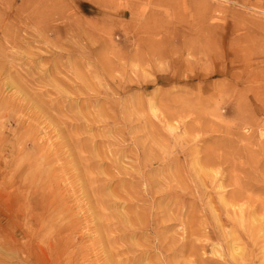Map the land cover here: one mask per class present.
<instances>
[{
	"label": "rangeland",
	"instance_id": "rangeland-1",
	"mask_svg": "<svg viewBox=\"0 0 264 264\" xmlns=\"http://www.w3.org/2000/svg\"><path fill=\"white\" fill-rule=\"evenodd\" d=\"M0 51V264H66L10 241L28 126L65 152L77 264H264V0H0Z\"/></svg>",
	"mask_w": 264,
	"mask_h": 264
},
{
	"label": "bare ground",
	"instance_id": "bare-ground-1",
	"mask_svg": "<svg viewBox=\"0 0 264 264\" xmlns=\"http://www.w3.org/2000/svg\"><path fill=\"white\" fill-rule=\"evenodd\" d=\"M39 7V6H38ZM47 7V6H46ZM43 8V7H42ZM11 17V16H10ZM7 19H10V18H7ZM47 19V18H46ZM30 21V20H29ZM30 23V22H29ZM8 24V23H7ZM13 27V26H12ZM15 30V29H14ZM9 31V30H8ZM18 32V31H17ZM57 33V32H56ZM10 34H12V33H10ZM88 34V33H87ZM8 36V35H7ZM86 36V35H85ZM11 37V36H10ZM15 37V36H14ZM56 37V36H55ZM83 38V37H82ZM13 40H15V39H13ZM16 44V43H15ZM22 46V45H21ZM1 52V51H0ZM68 55V54H67ZM1 58V57H0ZM34 61V60H33ZM33 63V62H32ZM1 66V65H0ZM5 66V65H4ZM98 68H99V66H98ZM97 68V69H98ZM55 69V68H54ZM58 69V68H57ZM6 70V69H5ZM3 72V71H2ZM1 75V74H0ZM104 76H106V75H104ZM15 98V97H14ZM17 99H19V98H17ZM25 99V98H24ZM67 99H69V98H67ZM71 99V98H70ZM19 100H21V99H19ZM28 100V99H27ZM64 100H66V99H64ZM72 100H74V99H72ZM77 100V99H76ZM7 101V100H6ZM14 101V100H13ZM18 100H16V102H17ZM63 101V100H62ZM67 101V100H66ZM68 102V101H67ZM69 102H70V100H69ZM18 103V102H17ZM33 103V102H32ZM35 103V102H34ZM50 103V102H49ZM19 104V103H18ZM38 104V103H37ZM58 104V103H57ZM68 104V103H67ZM6 105V104H5ZM17 105V104H16ZM39 105V104H38ZM71 105V104H70ZM2 106V105H1ZM40 106H41V104H40ZM59 106V105H58ZM68 106V105H67ZM39 107V106H38ZM52 107V106H51ZM54 107H56L57 108V106H54ZM64 107H66V106H64ZM63 107V109H65ZM69 107V106H68ZM3 108V107H2ZM6 108H8V107H6ZM27 108V107H26ZM44 108V107H43ZM61 108V107H60ZM67 109V108H66ZM70 109H71V107H70ZM42 110V109H41ZM57 110H59V109H57ZM24 111V110H23ZM37 112H38V110H36ZM42 111H45L44 109L42 110ZM63 111V110H62ZM69 111V110H68ZM64 112V111H63ZM17 113V112H16ZM67 113V112H66ZM19 114H21V113H19ZM41 114V113H40ZM8 115H9V113H8ZM14 115V114H13ZM34 115V114H33ZM37 115V114H36ZM35 115V116H36ZM39 115V114H38ZM19 116V115H18ZM8 117V116H7ZM39 117V116H38ZM61 117V116H60ZM9 118V117H8ZM14 119V118H13ZM33 119V118H32ZM35 119V118H34ZM47 119H49V117H47ZM59 119V118H58ZM63 120V119H62ZM13 121V120H12ZM39 121V120H38ZM44 121H45V119H44ZM67 121V120H66ZM37 122V121H36ZM40 122V121H39ZM39 122H38V124H39ZM49 122V121H48ZM48 122H47V124H45V125H48ZM19 123V122H18ZM24 123V122H23ZM69 123V122H68ZM26 124V123H25ZM63 124V123H62ZM70 124V123H69ZM19 125V124H18ZM17 125V126H18ZM65 125V124H64ZM16 126V128L15 129H17L18 127H21V126H18L17 127ZM26 126V125H25ZM51 125L49 124V127H50ZM61 126V125H60ZM71 126V125H70ZM3 128H4V126H2ZM30 127H32V126H30ZM68 127V126H67ZM74 127V126H73ZM2 128V129H3ZM28 129H26V128H23V131H22V134H21V132H19V134H21V136L19 135V134H17L19 137H24V142H21V144H20V147H19V149H18V154H20V153H22V154H24V152L27 150L26 148H27V144L28 145H30L29 146V148H30V152H28L29 153V159H27V161H26V163H25V165H23V167L22 168H20L19 169V171H14L13 173H16V176H17V180H10L11 182L10 183H7L6 184V187L5 188H7V189H5V192H4V194H3V196H2V198H4L5 199V202L7 203V208H6V210H7V212H8V217H9V219H10V221L11 222H16V223H18L19 225L21 224L22 226H21V229H20V232H18L16 235H15V238L14 239H11L10 241L12 242V246H14V247H18V248H20L19 250H20V252L23 254V255H26V254H29V255H31V256H33L34 254V250H33V247H34V245H33V243H32V240H33V238H34V235L37 233V232H40V230L41 229H45L46 228V230H49V234H50V236H51V240L50 241H48L49 242V244H48V248L50 249V250H52V251H58V249H59V247L61 248V253H59V255L57 256V254L54 256V260H64V261H66L65 263L66 264H77L78 263V259H77V261L74 259L75 258V256H74V253H75V249H76V247H73V245L71 244V243H69L68 242V237H62V235L68 230V229H70L71 230V234H74V233H76V230H75V228L71 225V224H69V223H75V220H74V217L73 216H67L65 213L66 212H68V209L65 207V205H64V201H65V199H66V196L65 195H63V193H62V191L64 190L65 191V189H64V187H62L61 186V184H62V182L63 181H61V184L60 183H57L56 182V176H55V173L54 172H52V171H50L49 172V177H46V178H44L43 176H42V171H43V168L44 167H49L50 168V170H53L55 167H54V165H56L57 163H55L54 161L59 157V155H61V154H63V153H65V152H62V148L61 147H59V149H56L57 148V144H56V147H55V149H53V148H50L49 150H47L48 148L45 146H42V143L39 141V140H37L35 137H34V135H30V134H32V132H33V129H31V128H29V126L27 127ZM65 128H66V126H65ZM91 128V127H90ZM89 128V129H90ZM14 129V130H15ZM68 129V128H67ZM66 129V130H67ZM70 129V128H69ZM35 130V129H34ZM16 131H18V129L16 130ZM70 131V130H69ZM3 132V131H2ZM35 132V131H34ZM42 132V131H41ZM13 133V132H12ZM14 133H15V131H14ZM17 133V132H16ZM63 133H66V131H64ZM68 133V132H67ZM66 133V134H67ZM66 134H65V136H66ZM69 135H71V134H69ZM17 136V137H18ZM35 136H36V134H35ZM61 136V135H60ZM64 136V137H65ZM68 136V135H67ZM66 136V137H67ZM16 138V137H15ZM14 138V136H13V139H15ZM58 138H60L61 139V137H58ZM77 138V137H76ZM75 138V139H76ZM10 139V138H9ZM12 139V140H13ZM19 139H21V138H19ZM19 139H17V140H19ZM23 139V138H22ZM63 139V138H62ZM61 139V140H62ZM65 139V138H64ZM72 139V138H71ZM3 140V138H1L0 137V141H2ZM79 140H81V139H79ZM4 141V140H3ZM41 141H43V138H42V140ZM19 142V143H20ZM65 142V141H64ZM63 142V143H64ZM71 142V141H70ZM70 142H69V144H70ZM14 143H15V140H14ZM68 143V142H67ZM66 143V144H67ZM52 144H53V142H52ZM49 145V144H48ZM47 145V146H48ZM59 145V144H58ZM16 146V145H15ZM19 146V145H18ZM17 146V147H18ZM65 146H63V148H64ZM66 148V147H65ZM70 149V148H69ZM71 149H72V147H71ZM65 151V150H64ZM68 150H66V152H67ZM70 151V150H69ZM83 151V150H82ZM27 152H25V154L27 153ZM28 153H27V155H28ZM58 153V154H57ZM74 153V152H73ZM71 155H72V153H71ZM12 156V155H11ZM17 156H19V155H17ZM87 157V156H86ZM92 159V158H91ZM90 160V159H89ZM95 160V159H94ZM95 162V161H94ZM67 163V162H66ZM91 163V162H90ZM89 163V164H90ZM69 164V163H68ZM210 164V163H209ZM73 165V164H72ZM81 165V164H80ZM64 167V166H63ZM142 167V166H141ZM61 168V167H60ZM90 168V167H89ZM63 169H65V168H63ZM25 171V173H23L22 172V178L19 180L18 178H19V175H20V171ZM97 170V169H96ZM46 171V170H45ZM19 172V173H18ZM93 173H94V171H93ZM23 174H25L24 176H23ZM47 174V173H46ZM45 174V175H46ZM58 174V173H57ZM91 174V173H90ZM129 175V174H128ZM14 176V175H13ZM20 176V177H21ZM79 176V175H78ZM100 176V175H99ZM101 177V176H100ZM82 177L80 176V179H81ZM84 179H85V176L83 177ZM104 178V177H103ZM73 179V178H72ZM71 179V180H72ZM75 179V178H74ZM86 179H88L87 177H86ZM89 179H90V177H89ZM88 179V180H89ZM102 179V178H101ZM19 180V181H18ZM91 180V179H90ZM106 180V179H105ZM117 180H120V179H117ZM21 181V182H20ZM102 181V180H101ZM122 180H120V182H121ZM59 182V181H58ZM70 182V181H69ZM83 182V181H82ZM82 182L81 183H79L78 185H82ZM97 182H100V180L98 179V181ZM113 182V180L110 182V183H112ZM119 182V183H120ZM150 182V181H149ZM71 183V182H70ZM72 185L74 184V183H71ZM88 184H89V182H88ZM107 184V183H106ZM129 184V183H128ZM132 184V183H131ZM160 184V183H159ZM87 185V183L85 184V186ZM113 186H114V184H112ZM111 184L109 185V186H112ZM65 186V185H64ZM67 186V185H66ZM74 186V185H73ZM79 186V187H80ZM83 186V185H82ZM81 186V187H82ZM90 186V188H92L93 189V186L91 187V184L89 185ZM69 187H71L70 185H69ZM76 187V186H75ZM95 187V186H94ZM99 187V186H98ZM97 186H96V188H98ZM118 187V186H117ZM121 187H122V182H121ZM88 188V186L86 187V189ZM110 188V187H109ZM151 188H152V186H151ZM63 189V190H62ZM67 189V188H66ZM69 189V188H68ZM89 189V188H88ZM87 189V190H88ZM99 189V188H98ZM130 189V188H129ZM8 190V191H7ZM82 190H84V188L82 189ZM90 190V189H89ZM88 190V191H89ZM70 191H75V189L73 190V188L70 190ZM78 191V190H77ZM76 191V192H77ZM86 191V190H85ZM85 191L83 192L82 191V193L83 194H85ZM92 191V190H91ZM131 191V190H130ZM146 191V190H145ZM78 192H80V191H78ZM70 193V192H69ZM114 193V192H113ZM119 193V192H118ZM65 194V193H64ZM72 194V193H71ZM92 194V193H91ZM102 194V193H101ZM99 195H100V193H99ZM123 195V194H122ZM90 197H91V195H89ZM96 196H98V194L96 195ZM104 196V195H103ZM153 196V195H152ZM151 195H150V197H152ZM70 198V197H69ZM95 198V196L93 197V199ZM101 198V197H100ZM106 197H104V199H105ZM129 198V197H128ZM92 199V198H91ZM90 199V200H91ZM103 199V200H104ZM95 200H96V198H95ZM99 200V199H98ZM102 200V201H103ZM106 200H107V198H106ZM99 201H101V199L99 200ZM110 201V200H109ZM112 201H114V200H112ZM221 201H222V199H221ZM4 202V203H5ZM89 202H91V201H89ZM135 202V201H134ZM137 202V201H136ZM169 202V201H168ZM96 203V202H95ZM103 203H104V201H103ZM105 203H106V201H105ZM132 204V203H131ZM165 204H168V203H165ZM235 204V203H234ZM237 204V203H236ZM31 205V206H30ZM92 205V204H91ZM99 205V204H98ZM104 205V204H103ZM115 205H117V204H115ZM94 207H95V205H93ZM100 206H101V202H100ZM105 206V205H104ZM103 206V207H104ZM125 206V205H124ZM128 206H129V204H128ZM135 206V205H134ZM168 206V205H167ZM232 206H233V204H232ZM27 207H30L31 209L29 210V209H27ZM136 207V206H135ZM139 207V206H138ZM234 207V206H233ZM89 208V207H88ZM87 208V209H88ZM90 208H91V206H90ZM100 208V207H99ZM107 208V207H106ZM113 208V207H112ZM167 208V207H166ZM238 208H240V207H238ZM72 209H75V208H73L72 207ZM77 209V208H76ZM84 209H86V208H84ZM96 209V208H95ZM125 209V208H124ZM137 209V208H136ZM242 208H240V210H241ZM125 211V210H124ZM235 211H236V208H235ZM238 211V210H237ZM65 212V213H64ZM84 212V211H83ZM105 212V211H104ZM232 212V211H231ZM85 213V212H84ZM88 213V212H87ZM93 213V212H92ZM97 213V212H96ZM114 213V212H113ZM125 213V212H124ZM127 213V212H126ZM132 213H133V211H132ZM136 213V212H135ZM238 213V212H237ZM142 214V213H141ZM61 215H63V217L65 216L66 217V219L65 220H62L61 219ZM81 215V214H80ZM87 215V214H86ZM94 215V214H93ZM103 215V214H102ZM110 215V214H109ZM229 215V214H228ZM119 216V215H118ZM238 216V215H237ZM243 216V215H242ZM49 217H51V220L49 221ZM95 217V216H94ZM110 217V216H109ZM134 217V216H133ZM137 217V216H136ZM246 217V216H245ZM107 218H108V216H107ZM231 218V217H230ZM45 219H48V220H46L45 221ZM78 219V218H77ZM85 219V218H84ZM83 219V220H84ZM86 219H87V217H86ZM97 219V218H96ZM99 220V219H98ZM101 220H103V219H101ZM108 220H109V218H108ZM119 220V219H118ZM248 220V219H247ZM77 221H82V220H77ZM88 221H91L90 219L88 220ZM87 221V222H88ZM236 221H237V219H236ZM13 222V223H14ZM96 221L94 220V223H95ZM107 222H109V221H107ZM136 222H137V220H136ZM77 223V222H76ZM75 223V224H76ZM79 223V222H78ZM86 223V222H85ZM99 223V222H98ZM147 223H148V221H147ZM108 224V223H107ZM112 224V223H111ZM95 225H97V223L95 224ZM141 225V224H140ZM145 225V224H144ZM235 225V224H234ZM244 225V224H243ZM101 227V224L100 225H98V227ZM110 226V225H109ZM116 226V225H115ZM96 227V226H95ZM99 227V228H100ZM106 227V226H105ZM112 227V226H111ZM116 227H118V226H116ZM145 227V226H144ZM80 228V227H79ZM91 228V227H90ZM146 228H147V226H146ZM93 229V228H92ZM97 229V228H96ZM95 229V230H96ZM102 229V228H101ZM105 229H107V228H105ZM139 229H141V228H139ZM100 230V229H99ZM109 230V229H108ZM111 230V229H110ZM118 230V229H117ZM145 230V229H144ZM250 230V229H249ZM45 231V230H44ZM100 231H103V230H100ZM99 231V233H101ZM113 231V230H112ZM88 232V231H87ZM93 232V231H92ZM91 232V233H92ZM145 232V231H144ZM149 232V231H148ZM45 233V232H44ZM82 233V232H81ZM95 233V232H94ZM93 233V234H94ZM103 233H104V231H103ZM48 234V235H49ZM82 234H84V233H82ZM90 234V233H89ZM110 234V233H109ZM108 234V236L110 237L111 235H109ZM111 234H112V232H111ZM41 236V235H40ZM44 236V235H43ZM124 236V235H123ZM131 236V235H130ZM75 237V236H74ZM91 237V236H90ZM96 237H98V236H96ZM22 238H25V239H27L26 240V242L24 243V244H21V245H19V244H17V239H22ZM78 238V237H77ZM84 238H86V237H84ZM100 238V237H99ZM98 238V239H99ZM102 238V237H101ZM123 238V237H122ZM130 238V237H129ZM134 238V237H133ZM230 238V237H229ZM16 239V240H15ZM94 239V238H93ZM97 239V240H98ZM113 239V238H112ZM232 239H233V237H232ZM40 240H41V238H40ZM39 240V241H40ZM110 241H111V239H109ZM125 240V239H124ZM127 240V239H126ZM34 241V240H33ZM47 241V240H46ZM99 241H105V239L103 238V240H99ZM117 241V240H116ZM119 241H120V239H119ZM100 243V242H99ZM105 243V242H104ZM109 243V242H108ZM121 243V242H120ZM35 244V243H34ZM103 244V243H102ZM123 244V243H122ZM230 244V243H229ZM32 245H33V247H32ZM120 245V244H119ZM234 245V244H233ZM39 246V245H38ZM37 246V247H38ZM107 246V245H106ZM128 246H129V244H128ZM146 246V245H145ZM115 247V246H114ZM119 247V246H118ZM117 247V248H118ZM234 247V246H233ZM46 248V247H45ZM131 247H129V249H130ZM142 248V247H141ZM163 248V247H162ZM228 248V247H227ZM35 249V248H34ZM40 249V248H39ZM103 249V248H102ZM127 249V248H126ZM134 249V248H133ZM164 249V248H163ZM165 249H167V248H165ZM229 249H231V248H229ZM24 250H26L28 253H26L25 254V252H24ZM41 250V249H40ZM43 250V249H42ZM110 250V249H109ZM34 251V252H33ZM78 251V250H77ZM104 251H105V249H104ZM122 251V250H121ZM126 251V250H125ZM132 251V250H131ZM80 252V251H79ZM106 252V251H105ZM49 253V252H48ZM107 253H109L110 254V252H107ZM116 253V252H115ZM120 253V252H119ZM123 253V252H122ZM129 253H131L130 252V250H129ZM143 253V252H142ZM33 254V255H32ZM37 254V253H36ZM41 254V253H40ZM43 254V253H42ZM47 254V253H46ZM50 254V253H49ZM95 254V253H94ZM99 254V253H98ZM38 255V254H37ZM48 255V254H47ZM114 254H112V256H113ZM144 255V254H143ZM27 256V255H26ZM49 256V255H48ZM77 256V255H76ZM84 256V255H83ZM136 256V255H135ZM51 257V256H50ZM82 257V256H81ZM107 257H109L108 255H107ZM111 257V256H110ZM114 257V256H113ZM169 257V256H168ZM27 258V257H26ZM45 258V257H44ZM53 258V257H52ZM30 259V258H29ZM83 260V259H82ZM87 260H89V259H87ZM87 260H85V261H87ZM46 261H47V259H46ZM51 262V261H50ZM88 262V261H87ZM118 262V261H117ZM124 262V261H123ZM132 263V262H131ZM47 264V263H46ZM55 264V263H54ZM127 264H130V263H127ZM133 264V263H132Z\"/></svg>",
	"mask_w": 264,
	"mask_h": 264
}]
</instances>
